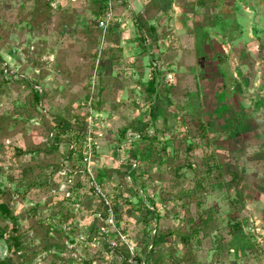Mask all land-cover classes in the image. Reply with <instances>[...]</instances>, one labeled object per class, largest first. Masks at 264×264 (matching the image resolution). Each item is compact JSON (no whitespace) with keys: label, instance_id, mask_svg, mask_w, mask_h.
Masks as SVG:
<instances>
[{"label":"rangeland","instance_id":"374dc122","mask_svg":"<svg viewBox=\"0 0 264 264\" xmlns=\"http://www.w3.org/2000/svg\"><path fill=\"white\" fill-rule=\"evenodd\" d=\"M1 203L0 264H264V0H0Z\"/></svg>","mask_w":264,"mask_h":264},{"label":"built area","instance_id":"2783aa9c","mask_svg":"<svg viewBox=\"0 0 264 264\" xmlns=\"http://www.w3.org/2000/svg\"><path fill=\"white\" fill-rule=\"evenodd\" d=\"M101 26H104V22L101 21L100 22ZM5 74L8 72L5 69ZM87 141L86 142V147L84 148V155L82 158V165H83V170H76L75 172H80L82 174H85L87 176V179H89V184H90V188L92 193L100 200L102 206H103V210H104V220L106 221L107 225L109 227H114L115 228V209H114V204L112 203V201L110 200L108 194L103 190L100 182L94 178L91 174L90 171V162H91V157H92V144H91V140L92 138L89 136V134L86 137ZM74 146L71 145L70 149H73ZM69 171V180L68 182L71 183L72 182V175H73V171L71 172V170L67 169ZM99 217L101 216L100 213L97 214ZM131 264H145L143 262V260H133L131 262Z\"/></svg>","mask_w":264,"mask_h":264},{"label":"trees","instance_id":"16d2710c","mask_svg":"<svg viewBox=\"0 0 264 264\" xmlns=\"http://www.w3.org/2000/svg\"><path fill=\"white\" fill-rule=\"evenodd\" d=\"M135 20H136V27L138 29V34L140 36V41L141 42H147L148 38L151 36L150 33L154 31V28L147 27L145 24H142L139 19H135ZM155 74H156V70L154 68H152L151 69V73H150V82H149V84H150V88L152 89V93L153 94L155 93V90H156V76H155ZM153 102H154V99L151 98L150 103H149V105H150V113L149 114L151 115V117H152L153 111H154V106H153L154 103ZM150 125H153V123L149 122L141 129V131L139 132V137L140 138H144L145 137ZM72 127L73 126H71L67 130H63L62 128L55 129L53 131L54 133H52V134L53 135L56 134V137H57L56 139H59V137H61L63 135H66L67 133L71 132ZM84 137H85V134H84ZM72 150L73 149L67 148L68 159L69 158L71 159L70 156L73 157L75 155V153H76L75 151H72ZM83 155H84V150H83L82 153L79 154L81 159L83 158ZM70 168L71 169H77L76 166H72L71 164H70ZM0 211L3 214H7L9 212L8 208L2 203L0 204Z\"/></svg>","mask_w":264,"mask_h":264}]
</instances>
